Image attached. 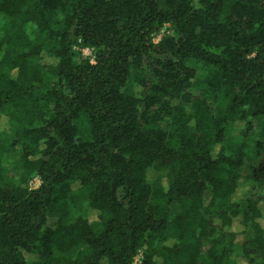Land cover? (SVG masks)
Wrapping results in <instances>:
<instances>
[{
    "label": "trees",
    "instance_id": "obj_1",
    "mask_svg": "<svg viewBox=\"0 0 264 264\" xmlns=\"http://www.w3.org/2000/svg\"><path fill=\"white\" fill-rule=\"evenodd\" d=\"M0 14L14 128L0 264H264L262 202L245 199L264 195V0H0Z\"/></svg>",
    "mask_w": 264,
    "mask_h": 264
},
{
    "label": "rangeland",
    "instance_id": "obj_2",
    "mask_svg": "<svg viewBox=\"0 0 264 264\" xmlns=\"http://www.w3.org/2000/svg\"><path fill=\"white\" fill-rule=\"evenodd\" d=\"M4 22V17L0 14V28ZM27 33L30 35L31 38L33 39H39L40 36L39 34L32 28H28ZM167 33V27H164L160 32L155 36L154 42L157 43L161 36ZM76 50H80L81 54L85 58H89L91 61H93V50L91 49H79L76 48ZM259 137V134L255 136V139ZM0 138L7 142H11L12 139L14 138V128L10 125L6 124V121L0 115ZM256 146L254 144L251 145L249 149V162H252V159H255L256 155ZM21 151L19 147H13L11 148L2 158L1 160V167L4 170L5 177L12 181L13 183L18 182V178L21 174L22 171V166H21ZM78 185V179H74L72 181H69V184L67 186V191L63 192L61 200V204H59V209H63L64 213L68 215V220L73 221L78 215H79V210L84 207V199H83V194L78 191L79 188H77ZM39 186V180L37 178H34L32 182L30 183V187L32 189H36ZM248 200H261L262 204V209H263V216H264V195L260 193L259 191H253L250 193L246 194V198ZM236 229L240 230V226L237 223L235 225ZM246 241V237L244 236H239L236 239L237 245L235 249L234 256L238 259H240V256L242 254V245ZM210 246L209 240L204 239L203 240V247H202V252L201 254H204L207 249ZM72 257V256H71ZM69 257V258H71ZM140 257L137 258L139 260ZM136 260V261H137Z\"/></svg>",
    "mask_w": 264,
    "mask_h": 264
}]
</instances>
